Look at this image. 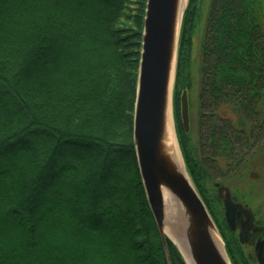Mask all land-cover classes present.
<instances>
[{"label":"trees","instance_id":"obj_1","mask_svg":"<svg viewBox=\"0 0 264 264\" xmlns=\"http://www.w3.org/2000/svg\"><path fill=\"white\" fill-rule=\"evenodd\" d=\"M146 2L0 0V264H169L133 140ZM194 2L180 38L175 118L231 257L235 243L180 118ZM262 14L264 0H211L207 15L200 103L211 115L230 107L241 126L264 117ZM235 133L208 126L216 160L239 147ZM167 246L171 264H186L169 239Z\"/></svg>","mask_w":264,"mask_h":264},{"label":"water","instance_id":"obj_2","mask_svg":"<svg viewBox=\"0 0 264 264\" xmlns=\"http://www.w3.org/2000/svg\"><path fill=\"white\" fill-rule=\"evenodd\" d=\"M189 2H146L134 107V146L148 204L168 263L171 264V258L167 239L177 247L186 264H233L222 234L188 171L176 132L173 92ZM181 119L188 132L186 91L181 98ZM238 207L232 199L226 200V217L230 224Z\"/></svg>","mask_w":264,"mask_h":264},{"label":"rangeland","instance_id":"obj_3","mask_svg":"<svg viewBox=\"0 0 264 264\" xmlns=\"http://www.w3.org/2000/svg\"><path fill=\"white\" fill-rule=\"evenodd\" d=\"M210 4L211 0H195L194 2L197 20L194 23L192 32L193 44L189 66L187 71L185 70L189 84L181 90L179 95L180 118L181 98L183 92L186 91L189 103V130L185 132L189 138L190 152L193 153L195 160H198L203 166V168H201L202 184L209 200L212 201L213 204H217L216 208L218 207L219 212L222 213V201L218 200L220 191L216 186L217 183H222L224 188L229 189L230 193L238 199V202H240L242 206H247L249 211L254 214L257 222L263 224L264 117H260L256 123L252 121V124H243L241 126L238 115L234 113L230 107L220 106L218 109H214L215 114L211 115V112L200 103L199 95L202 90L203 77L201 74V63L203 58L202 43L204 40ZM262 17L264 20V14H262ZM204 113H206L205 117L203 116ZM174 119L177 136L179 138L175 108ZM260 120L263 122L259 123ZM212 124L217 128H232L236 132L234 140L238 143L239 147H234V153L227 158H218L216 160L214 153L207 149L208 144L205 133L208 126H212Z\"/></svg>","mask_w":264,"mask_h":264},{"label":"flooded vegetation","instance_id":"obj_4","mask_svg":"<svg viewBox=\"0 0 264 264\" xmlns=\"http://www.w3.org/2000/svg\"><path fill=\"white\" fill-rule=\"evenodd\" d=\"M216 186L220 191L218 200L222 201L223 205L222 222L228 236L235 243L233 244L234 255L231 256L233 264H264V223L257 222L247 206H242L222 183H217ZM229 199L239 204L238 210L231 218V224L227 220L225 208V202Z\"/></svg>","mask_w":264,"mask_h":264},{"label":"bare ground","instance_id":"obj_5","mask_svg":"<svg viewBox=\"0 0 264 264\" xmlns=\"http://www.w3.org/2000/svg\"><path fill=\"white\" fill-rule=\"evenodd\" d=\"M171 114H172V103L170 102V104H169V116H170V118H171ZM169 124L172 126L171 121H170ZM219 241H220V240H219ZM180 248H181V250H183L182 247H180ZM183 251H184V250H183Z\"/></svg>","mask_w":264,"mask_h":264}]
</instances>
